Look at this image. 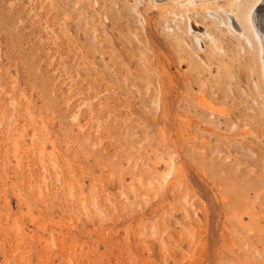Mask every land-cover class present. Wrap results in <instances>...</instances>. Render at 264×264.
<instances>
[{"label":"rangeland","instance_id":"1","mask_svg":"<svg viewBox=\"0 0 264 264\" xmlns=\"http://www.w3.org/2000/svg\"><path fill=\"white\" fill-rule=\"evenodd\" d=\"M145 1L0 0V264H264V169L202 153L264 141L188 125L197 63Z\"/></svg>","mask_w":264,"mask_h":264},{"label":"bare ground","instance_id":"2","mask_svg":"<svg viewBox=\"0 0 264 264\" xmlns=\"http://www.w3.org/2000/svg\"><path fill=\"white\" fill-rule=\"evenodd\" d=\"M152 8L157 11L155 15ZM139 11L136 3L132 8L135 16L147 25L155 17L154 25L164 31L163 38L187 45L189 61L197 63L196 92L192 73L186 76L188 125L193 126V115L198 110L204 136L217 141L230 138L238 150L245 151L251 142L262 143L264 0H147L144 12ZM167 28L170 33L165 32ZM190 71L193 72L191 66ZM228 104L233 108L228 109L225 106ZM209 147L205 138L202 153L207 168L219 172L264 169V161L262 164L243 161L246 166L239 161L226 164L224 159L210 161Z\"/></svg>","mask_w":264,"mask_h":264}]
</instances>
